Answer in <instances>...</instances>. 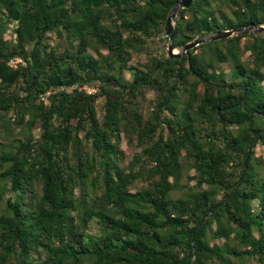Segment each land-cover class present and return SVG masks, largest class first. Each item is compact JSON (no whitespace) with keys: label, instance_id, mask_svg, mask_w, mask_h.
<instances>
[{"label":"trees","instance_id":"obj_1","mask_svg":"<svg viewBox=\"0 0 264 264\" xmlns=\"http://www.w3.org/2000/svg\"><path fill=\"white\" fill-rule=\"evenodd\" d=\"M180 1L0 0V264H264V33Z\"/></svg>","mask_w":264,"mask_h":264},{"label":"water","instance_id":"obj_2","mask_svg":"<svg viewBox=\"0 0 264 264\" xmlns=\"http://www.w3.org/2000/svg\"><path fill=\"white\" fill-rule=\"evenodd\" d=\"M194 0H181L177 3L168 17L166 25H165V37L168 38V47H167V56L169 59H179L188 54V52L202 44L212 43L215 41H219L222 39H228L233 36H237L240 34H259L264 33V26L260 25H253L244 27L241 29H232L226 31L217 32L214 35L203 39H197L186 46H184L180 51H177L174 48V27H175V20L178 16V13L181 9H188L191 7Z\"/></svg>","mask_w":264,"mask_h":264},{"label":"rangeland","instance_id":"obj_3","mask_svg":"<svg viewBox=\"0 0 264 264\" xmlns=\"http://www.w3.org/2000/svg\"><path fill=\"white\" fill-rule=\"evenodd\" d=\"M162 47H163V50H165L167 52V49L166 48L168 47V43H167L166 40L163 42ZM176 50L177 51H180V49H176ZM138 60H140L139 57H136L135 56L133 62L136 63ZM12 64L15 65L16 62L15 63H12ZM224 69L228 71L227 66H224ZM124 76L126 77V79H130V77H131L129 72H125ZM153 99H154V97H153L152 94H148L146 96V100L144 101V104H143L144 107H145V109H148V108H150L151 106L154 105ZM123 148H124V151L126 152L127 158L128 159L132 158V156L134 154V150L128 148V146L126 144L123 146ZM261 151H262L261 149H258V152L259 153H261ZM3 189L6 191V197L7 198L14 196V194L10 191V186L9 185L6 186V187H4Z\"/></svg>","mask_w":264,"mask_h":264},{"label":"built area","instance_id":"obj_4","mask_svg":"<svg viewBox=\"0 0 264 264\" xmlns=\"http://www.w3.org/2000/svg\"><path fill=\"white\" fill-rule=\"evenodd\" d=\"M16 62H20V60H17ZM12 63H15V62L13 61ZM86 89H87L88 93H90V94L95 92V90L92 88H86Z\"/></svg>","mask_w":264,"mask_h":264}]
</instances>
